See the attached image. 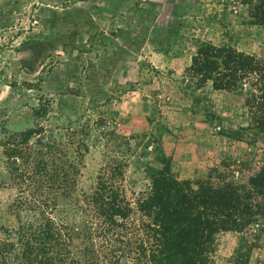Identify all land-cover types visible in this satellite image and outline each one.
<instances>
[{
	"label": "rangeland",
	"instance_id": "374dc122",
	"mask_svg": "<svg viewBox=\"0 0 264 264\" xmlns=\"http://www.w3.org/2000/svg\"><path fill=\"white\" fill-rule=\"evenodd\" d=\"M245 19L239 0H0V142L36 124L81 140L78 190L116 161L136 191L158 150L194 186L223 156L243 157L245 144L216 126L243 123L244 111L238 95L198 88L184 70L200 41L264 54V26ZM15 195L0 146V224L13 222ZM235 240L215 235L212 264H229Z\"/></svg>",
	"mask_w": 264,
	"mask_h": 264
},
{
	"label": "trees",
	"instance_id": "16d2710c",
	"mask_svg": "<svg viewBox=\"0 0 264 264\" xmlns=\"http://www.w3.org/2000/svg\"><path fill=\"white\" fill-rule=\"evenodd\" d=\"M239 1L244 21L264 26V0ZM184 78L240 97L243 123L227 119L216 133L244 143L243 157L223 156L191 186L158 150L144 187L127 194L114 161L83 191L81 140H54L40 124L12 132L0 142L16 189L0 264H212L215 235L227 231L236 234L229 264H264V54L200 41Z\"/></svg>",
	"mask_w": 264,
	"mask_h": 264
}]
</instances>
